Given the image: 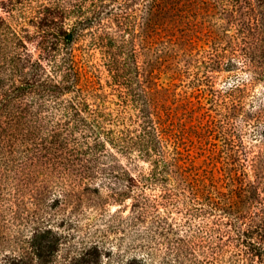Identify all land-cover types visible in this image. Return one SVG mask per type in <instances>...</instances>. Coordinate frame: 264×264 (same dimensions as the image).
Listing matches in <instances>:
<instances>
[{"label":"trees","instance_id":"1","mask_svg":"<svg viewBox=\"0 0 264 264\" xmlns=\"http://www.w3.org/2000/svg\"><path fill=\"white\" fill-rule=\"evenodd\" d=\"M0 5V178L24 174L34 193L42 183L51 210L60 199L115 204L130 229L141 225V247L173 246V214L190 200H205L195 207L204 213L222 209L212 171L197 162L202 119L193 121L192 97L202 72L193 61L212 71L241 62L264 77V0ZM244 198L246 210L252 195ZM32 228V264H51V218ZM93 249L66 264H98ZM125 264L149 262L135 254Z\"/></svg>","mask_w":264,"mask_h":264},{"label":"rangeland","instance_id":"2","mask_svg":"<svg viewBox=\"0 0 264 264\" xmlns=\"http://www.w3.org/2000/svg\"><path fill=\"white\" fill-rule=\"evenodd\" d=\"M226 27L228 34L234 32ZM200 45V52L209 48L204 40ZM197 69L202 72V92L199 98L193 93V121L202 119L204 147L197 162L212 171L221 210L204 213L195 207L204 206L205 200H190L189 209L180 207L173 214V246L141 247V225L130 229L127 210L114 211L115 204L95 198L81 200L79 207L76 201L60 199L51 210L42 183L34 193L31 180L9 171L0 178V264L35 262L29 238L35 220L47 218L57 239L51 264H66L86 252L90 256L94 247L98 264H125L135 254L149 264H264V77L255 78L241 62L212 71L194 60L192 70ZM161 80L169 83L171 78L163 73ZM197 135L195 130L193 137ZM245 194L252 195L246 210Z\"/></svg>","mask_w":264,"mask_h":264}]
</instances>
